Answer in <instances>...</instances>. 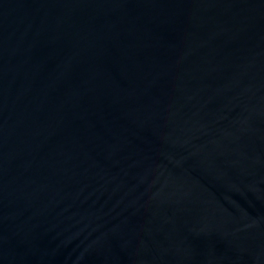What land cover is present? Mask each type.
<instances>
[{
	"label": "water",
	"instance_id": "95a60500",
	"mask_svg": "<svg viewBox=\"0 0 264 264\" xmlns=\"http://www.w3.org/2000/svg\"><path fill=\"white\" fill-rule=\"evenodd\" d=\"M0 264H264V0H0Z\"/></svg>",
	"mask_w": 264,
	"mask_h": 264
}]
</instances>
